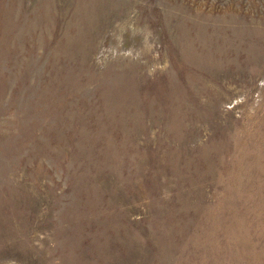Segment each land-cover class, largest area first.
I'll use <instances>...</instances> for the list:
<instances>
[{
  "label": "rangeland",
  "instance_id": "rangeland-1",
  "mask_svg": "<svg viewBox=\"0 0 264 264\" xmlns=\"http://www.w3.org/2000/svg\"><path fill=\"white\" fill-rule=\"evenodd\" d=\"M0 264H264V0H0Z\"/></svg>",
  "mask_w": 264,
  "mask_h": 264
}]
</instances>
